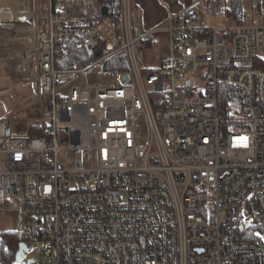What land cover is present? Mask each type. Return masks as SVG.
Segmentation results:
<instances>
[{
  "label": "built area",
  "instance_id": "2783aa9c",
  "mask_svg": "<svg viewBox=\"0 0 264 264\" xmlns=\"http://www.w3.org/2000/svg\"><path fill=\"white\" fill-rule=\"evenodd\" d=\"M27 1L32 46L0 65L21 87L35 70L36 102L0 124V208L17 203L29 250L55 264H264V0L240 24L199 0L144 33L132 0H99L106 17L97 0ZM158 33L169 57L142 69ZM74 40L89 63L58 69ZM120 54L129 73L105 70Z\"/></svg>",
  "mask_w": 264,
  "mask_h": 264
},
{
  "label": "rangeland",
  "instance_id": "374dc122",
  "mask_svg": "<svg viewBox=\"0 0 264 264\" xmlns=\"http://www.w3.org/2000/svg\"><path fill=\"white\" fill-rule=\"evenodd\" d=\"M164 1H166L169 4L170 8L173 11H186L188 9L190 10V8L196 5L199 6L198 4L199 0H194V4L189 7L186 5L184 0H179V2L178 1L169 2L168 0H164ZM207 1H206V5H207ZM257 1L258 0H255L253 4L251 0H247V3L245 5L246 8L245 15H248L251 18H253L254 13L257 10ZM160 3L162 4L161 0ZM25 5L28 6V1L21 0V7L19 6V8L14 10L15 14L16 15L21 14L22 13L21 10L25 8ZM227 5H229V2ZM211 6L212 7L208 8V10L215 12L214 11L215 6L213 4H211ZM9 7L13 8V6L11 5ZM164 11L165 14L168 13L166 8ZM26 12L28 13L27 10ZM132 13L136 18V25L141 33L147 32L153 28L166 27L169 25V18L166 17L167 15H165L163 16V19L161 20L160 23L148 26L144 16L145 11L143 7L140 6L139 9L138 8L135 9L133 7ZM178 13L179 12H176L174 14L177 15ZM214 17L217 18V21L219 23L224 22V19L221 18L222 14H215ZM7 22L10 23L12 21H7ZM12 23L13 24L9 25L12 27V29H8L4 32V34L2 33L0 35L1 36L0 51H6V50L10 51L12 49L15 50L14 52H8L2 55L0 54V56H4L8 58H13L15 56H20L25 54L31 48L29 42L32 43L33 40V36L31 32L27 30L28 28L27 26H29L28 23H22L17 20ZM13 25L15 26L13 27ZM152 40H153L152 47L140 51L141 54L140 67L142 69L159 68L161 67L163 61L167 60L169 57L168 34L167 33L155 34L153 35ZM259 57H261V59L264 60V50L260 52ZM0 68L2 69V71H0V124H2L8 121V118L11 115L29 108L32 105V103L36 101L35 99L36 88L35 85L32 83V79L35 77V70L32 71L31 74L32 76L29 79V85L21 87L19 86L20 83L17 82V80H15L14 77H12L10 73L5 70V63H2V65H0ZM89 80L91 83H100L104 85L112 84L115 82L113 79L110 78H104L101 76L95 77L93 75L90 76ZM20 225H21L20 217L16 202L14 201L10 202L9 205H7L6 207L0 208V234L5 232L16 233L17 231H19ZM30 245L32 249L26 255L28 260L35 259L36 260L35 264H55V256L51 255V253L49 252H43L42 245L39 244H34V245L30 244Z\"/></svg>",
  "mask_w": 264,
  "mask_h": 264
},
{
  "label": "trees",
  "instance_id": "16d2710c",
  "mask_svg": "<svg viewBox=\"0 0 264 264\" xmlns=\"http://www.w3.org/2000/svg\"><path fill=\"white\" fill-rule=\"evenodd\" d=\"M92 0H86L87 6L90 9H93L91 6ZM100 4V11L94 12V16L106 17L110 15V12L105 3ZM207 1V0H206ZM254 4L255 0H251ZM186 5L192 6L194 4V0H184ZM229 2V5H227ZM247 0H208L207 7H212L211 4L215 6L214 13L215 14H224L226 18L234 19L237 23H241L242 17L246 14L245 5ZM258 8V1H257ZM186 10V12H188ZM135 29L138 31V27L136 25V18L134 17ZM152 47V43L150 41L145 42V46L143 49H147ZM89 52L86 45L79 40H74L68 44H60L56 53V66L58 69H72L77 65H87L89 63ZM257 65L264 68V60H259ZM105 70L107 71H116L121 73H129V65L127 63V58L124 54H120L115 57L112 61L108 62L105 66ZM147 73H152L149 71ZM36 99V96H35ZM34 99V100H35ZM36 102V101H35ZM33 102V103H35ZM32 103V104H33ZM28 107V106H27ZM44 127L39 126H31V136L39 137L42 136V129ZM21 243H24V240L15 232H5L0 234V264H17L16 263V255L19 251Z\"/></svg>",
  "mask_w": 264,
  "mask_h": 264
},
{
  "label": "crops",
  "instance_id": "0c3cea01",
  "mask_svg": "<svg viewBox=\"0 0 264 264\" xmlns=\"http://www.w3.org/2000/svg\"><path fill=\"white\" fill-rule=\"evenodd\" d=\"M19 4L17 5L16 8H11V10H9V8H7V15H12V13L14 12L15 9L19 8V6L21 7V0H19ZM169 2H174V1H178L179 0H168ZM162 4L160 3V0H132V9L133 7L136 9H139L140 7H143L144 11H145V19H146V23L148 24V26L150 25H154V24H158L161 22V20L163 19V16L167 15L166 17H170L172 16V14L176 13V12H185V11H173L169 4L164 1L161 0ZM164 3V5H163ZM163 5V6H162ZM164 8V9H163ZM165 8L167 9V14H165L164 10ZM15 15V14H14ZM6 18V17H5ZM3 19L2 17H0V34L8 29H12L11 24H13L12 22L8 23L7 20H1ZM5 24V25H4ZM15 26V25H13ZM169 50V48H168Z\"/></svg>",
  "mask_w": 264,
  "mask_h": 264
},
{
  "label": "bare ground",
  "instance_id": "6f19581e",
  "mask_svg": "<svg viewBox=\"0 0 264 264\" xmlns=\"http://www.w3.org/2000/svg\"><path fill=\"white\" fill-rule=\"evenodd\" d=\"M19 0H0V17H2L3 19H1V20H7V21H19V22H23L24 20V18H26V17H28L29 16V12H30V8H29V4H28V6L27 5H25V8L24 9H22L21 11H22V13L21 14H18V15H16L15 14V12H13L12 13V15H7L8 13H7V8H9V10H11V7H9L10 5L11 6H13V8H16L17 7V5L19 4ZM26 10L28 11V13L26 12ZM15 14V15H14ZM6 17V18H5ZM222 18V17H221ZM217 19V18H216ZM5 25V24H4ZM20 25V24H19ZM22 26V25H21ZM14 27V26H13ZM17 28V27H16ZM18 29H19V27H18ZM5 32V31H4ZM4 32H2L3 34H4ZM22 32V31H21ZM1 33V34H2ZM0 34V35H1ZM8 34V33H7ZM11 35V34H10ZM2 37H3V35H2ZM12 37V36H11ZM0 38H1V36H0ZM14 38V37H13ZM12 38V39H13ZM7 40V39H6ZM11 44H12V41H11ZM29 44H30V46H32V43H30L29 42ZM15 50H6V51H0V54L2 55V54H4V53H8V52H14ZM33 108H31V110H32ZM35 109V108H34ZM33 109V110H34ZM31 110L29 111V112H31ZM25 115H27L26 113L23 115V116H25ZM22 116V115H21ZM17 120L18 119H15L14 120V125H16V122H17Z\"/></svg>",
  "mask_w": 264,
  "mask_h": 264
},
{
  "label": "water",
  "instance_id": "95a60500",
  "mask_svg": "<svg viewBox=\"0 0 264 264\" xmlns=\"http://www.w3.org/2000/svg\"><path fill=\"white\" fill-rule=\"evenodd\" d=\"M124 81L126 83H130L131 82V77L130 76H125L124 77ZM7 135H9V133H7ZM29 248L27 247V245L25 243H21L19 251L16 255V263L17 264H34L36 262L35 259H30L28 260L26 258L27 253L29 252Z\"/></svg>",
  "mask_w": 264,
  "mask_h": 264
},
{
  "label": "flooded vegetation",
  "instance_id": "af4514ba",
  "mask_svg": "<svg viewBox=\"0 0 264 264\" xmlns=\"http://www.w3.org/2000/svg\"><path fill=\"white\" fill-rule=\"evenodd\" d=\"M27 258V257H26ZM35 264V263H34Z\"/></svg>",
  "mask_w": 264,
  "mask_h": 264
}]
</instances>
